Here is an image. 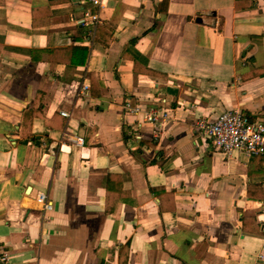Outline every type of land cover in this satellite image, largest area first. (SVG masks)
Listing matches in <instances>:
<instances>
[{"label":"crops","instance_id":"1","mask_svg":"<svg viewBox=\"0 0 264 264\" xmlns=\"http://www.w3.org/2000/svg\"><path fill=\"white\" fill-rule=\"evenodd\" d=\"M234 109L264 121V0H0V254L264 264V155L195 128Z\"/></svg>","mask_w":264,"mask_h":264},{"label":"built area","instance_id":"2","mask_svg":"<svg viewBox=\"0 0 264 264\" xmlns=\"http://www.w3.org/2000/svg\"><path fill=\"white\" fill-rule=\"evenodd\" d=\"M102 0H90L94 7H101ZM98 21L97 13L88 10L84 13L82 24L89 26ZM78 44V42L76 43ZM89 85L82 81L79 85L75 98H81L88 94ZM61 115L67 116L61 112ZM165 116V113L159 107L153 108L145 113L144 119L148 123L158 124L159 120ZM195 128L201 131L205 144L211 150L231 154L235 150L244 152L246 155H264V121L244 114L240 109H234L219 114L213 121L198 120ZM74 145L83 144L82 137H76L73 140ZM36 203L41 210L48 211L52 208L51 201L46 194L39 193L35 198ZM264 228V221L262 222ZM0 264H9L7 253L0 254Z\"/></svg>","mask_w":264,"mask_h":264},{"label":"trees","instance_id":"3","mask_svg":"<svg viewBox=\"0 0 264 264\" xmlns=\"http://www.w3.org/2000/svg\"><path fill=\"white\" fill-rule=\"evenodd\" d=\"M134 64H133V70L135 69L136 70V63L138 62V58L136 57V58H134ZM135 67V68H134ZM95 79H94V77H91V81H94Z\"/></svg>","mask_w":264,"mask_h":264}]
</instances>
